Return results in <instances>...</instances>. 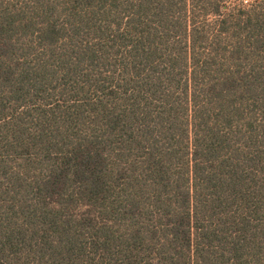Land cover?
I'll use <instances>...</instances> for the list:
<instances>
[{
    "label": "trees",
    "instance_id": "1",
    "mask_svg": "<svg viewBox=\"0 0 264 264\" xmlns=\"http://www.w3.org/2000/svg\"><path fill=\"white\" fill-rule=\"evenodd\" d=\"M0 264H264V0H0Z\"/></svg>",
    "mask_w": 264,
    "mask_h": 264
}]
</instances>
